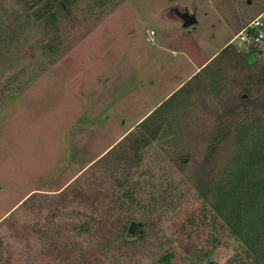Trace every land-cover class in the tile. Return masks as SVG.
<instances>
[{
	"label": "rangeland",
	"instance_id": "1",
	"mask_svg": "<svg viewBox=\"0 0 264 264\" xmlns=\"http://www.w3.org/2000/svg\"><path fill=\"white\" fill-rule=\"evenodd\" d=\"M44 1L0 0V264H252L194 180L215 132L219 180L264 124L241 100L264 98V50L228 44L264 0H71L55 21L36 15ZM154 112L139 161L114 165Z\"/></svg>",
	"mask_w": 264,
	"mask_h": 264
},
{
	"label": "trees",
	"instance_id": "2",
	"mask_svg": "<svg viewBox=\"0 0 264 264\" xmlns=\"http://www.w3.org/2000/svg\"><path fill=\"white\" fill-rule=\"evenodd\" d=\"M70 1L45 0V4L35 13L39 18L48 13L49 19L55 21L57 12L52 11L55 3L57 2L60 8L68 14L71 11ZM231 47L233 46L228 45L223 53ZM174 96L175 94L168 101ZM241 100L244 106L252 104L256 109L264 112V98H258L251 102L249 91H247V97L243 96ZM162 121L159 114L154 112L123 138L109 154L122 143H125L129 137L136 135V139L130 148L123 150L115 157L114 165L124 163L129 165L128 168H132V164L141 158V151L157 137L163 128L164 123ZM222 126L225 127L223 122ZM225 131L215 132L214 142L208 148L200 170L196 172L194 184L204 199L209 200L210 197L216 199V211L224 219L233 234L242 241L254 256L255 261L252 264H264V124L257 122L251 128L244 129L243 134L238 138V151L227 163L225 175L216 180L210 178L209 167L219 155L217 144H220ZM89 230L88 225L83 224L81 226L83 233Z\"/></svg>",
	"mask_w": 264,
	"mask_h": 264
},
{
	"label": "built area",
	"instance_id": "3",
	"mask_svg": "<svg viewBox=\"0 0 264 264\" xmlns=\"http://www.w3.org/2000/svg\"><path fill=\"white\" fill-rule=\"evenodd\" d=\"M155 34L152 31L151 35ZM233 42L237 46H246L257 50H264V14H260L239 31Z\"/></svg>",
	"mask_w": 264,
	"mask_h": 264
},
{
	"label": "water",
	"instance_id": "4",
	"mask_svg": "<svg viewBox=\"0 0 264 264\" xmlns=\"http://www.w3.org/2000/svg\"><path fill=\"white\" fill-rule=\"evenodd\" d=\"M172 14L181 20L184 28H189L199 23L196 13H190L188 9L182 10L176 7L172 9ZM140 226V223H131L128 229V234L130 236L137 235L139 233Z\"/></svg>",
	"mask_w": 264,
	"mask_h": 264
},
{
	"label": "crops",
	"instance_id": "5",
	"mask_svg": "<svg viewBox=\"0 0 264 264\" xmlns=\"http://www.w3.org/2000/svg\"><path fill=\"white\" fill-rule=\"evenodd\" d=\"M239 32V31H238ZM237 34V33H236ZM235 34V35H236ZM235 35H234V37H235ZM233 37V38H234ZM233 39H231L229 42H228V44L232 41ZM228 44H227V46H228ZM226 46V47H227ZM225 47V48H226ZM225 48H223L222 50H224ZM222 50H220V51H217L212 57H210V59H212V58H214L215 56H217V55H219V53L222 51ZM221 53H223V51L221 52ZM209 59V60H210ZM209 60H207L205 63H202V65H194V71H193V73H192V75L191 76H189L187 79H185V81H183L175 90H177L180 86H182L190 77H192L197 71H199L207 62H209ZM174 90V91H175ZM173 91V92H174ZM173 92H171L169 95H171ZM169 95H167V96H169ZM142 120L143 119H141V120H139V121H137L136 123H134L124 134H122L121 136H120V138L118 139V141H120L126 134H128L130 131H133L134 130V128H136L141 122H142Z\"/></svg>",
	"mask_w": 264,
	"mask_h": 264
}]
</instances>
